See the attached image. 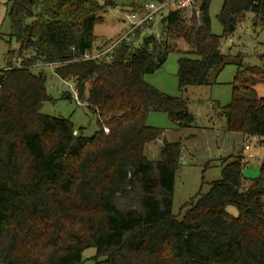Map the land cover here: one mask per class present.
I'll list each match as a JSON object with an SVG mask.
<instances>
[{
    "label": "trees",
    "instance_id": "16d2710c",
    "mask_svg": "<svg viewBox=\"0 0 264 264\" xmlns=\"http://www.w3.org/2000/svg\"><path fill=\"white\" fill-rule=\"evenodd\" d=\"M210 2L200 0L190 15L169 10L159 16L158 36H143L137 47L123 41L109 63H96L81 57L96 47L94 26L112 0H5L8 43L17 50L6 52L0 70V264H82L89 248L93 264H264V158L250 182L242 155L220 158V178L190 198L177 220L181 143L164 140L159 160L143 155L163 135L146 124L150 112L165 113L180 131L194 121L186 100L160 92L144 75L184 41L179 90L209 86L226 64L221 39L244 15L252 13L264 31V0H223L221 35L211 32ZM40 63L56 64L55 75L73 84L96 121L91 137L69 119L40 112L51 98L46 76L33 71ZM238 66L231 99L219 106L225 129L264 145V96L256 90L264 86V62Z\"/></svg>",
    "mask_w": 264,
    "mask_h": 264
},
{
    "label": "rangeland",
    "instance_id": "374dc122",
    "mask_svg": "<svg viewBox=\"0 0 264 264\" xmlns=\"http://www.w3.org/2000/svg\"><path fill=\"white\" fill-rule=\"evenodd\" d=\"M113 6L105 9L101 15L102 21L94 26L93 37L95 44L104 41H116L124 36L129 29L126 16L132 12L131 4H135V10L144 0H112ZM134 1V3H133ZM223 0H211L209 16L211 32L221 35L222 26L217 19ZM5 0H0V68L5 65V54L8 50H17L14 40L8 43L11 32L10 23L5 15ZM199 5V4H198ZM119 7L122 10H119ZM194 8L192 7L187 13ZM167 12L164 13L166 15ZM137 17H134L135 21ZM160 18L147 24L130 34V42L137 47L143 36L160 32ZM189 50L184 41L177 42L176 50L168 53L166 60L154 73L145 74L147 83L154 86L160 92L169 97L186 100L190 113L194 116L191 127L178 130L175 124L162 112H150L146 117L148 126L163 130V135L146 144L143 155L149 160L160 159V148L163 141L176 142L182 145L179 166L176 170L173 186L172 215L181 220L186 210L184 205L200 190L206 193L213 181L220 178V157H232L242 155V177L245 182H250L259 176L260 161L264 158V145L256 138L243 139L242 135L235 132H227L225 119L221 115L220 107L226 105L231 99V82L237 72L238 64L242 69L250 66H261V55H264V31H262L252 13H246L237 24L235 31L221 39L220 50L226 56V64L216 72L215 82L209 86L189 87L181 92L177 83V60L182 53ZM189 57H195L194 55ZM17 56V52H15ZM19 64V60L16 61ZM34 72H42L46 76V89L50 100L42 104L40 112L52 117L69 119L74 130L82 137H91L97 131L95 119L89 114L86 104L79 105L75 102L71 82L61 80L49 66H37ZM259 96H264V86L256 87ZM71 95V99H64L65 93ZM220 106V107H219ZM248 144L249 150L243 145ZM226 211L237 215V210L229 206ZM95 249L89 248L82 254V264H93L92 257Z\"/></svg>",
    "mask_w": 264,
    "mask_h": 264
},
{
    "label": "built area",
    "instance_id": "2783aa9c",
    "mask_svg": "<svg viewBox=\"0 0 264 264\" xmlns=\"http://www.w3.org/2000/svg\"><path fill=\"white\" fill-rule=\"evenodd\" d=\"M200 0H148L143 1L139 9L137 11H132L126 16V21L129 22V29L124 36H121L116 41L111 40L110 42L104 41L101 44L96 45L94 49L91 51H85L81 57L82 61H93L96 63H109L113 51L116 47H118L123 41H130V34L134 33L136 30L146 26L147 24L152 23L156 17L163 15L165 12H168L172 9H188L190 10L192 7L195 9L197 8ZM121 11L122 8L119 7ZM137 17L134 21L133 18ZM41 66H49L52 69L56 66L54 63H40ZM37 64V66H40ZM19 64H17L18 66ZM7 69L5 66L0 68ZM74 100L77 104L81 105L78 100L77 92L75 89L72 90ZM107 133L108 130L104 129ZM74 135H77V132H73ZM249 145L245 144L244 149L249 150Z\"/></svg>",
    "mask_w": 264,
    "mask_h": 264
},
{
    "label": "crops",
    "instance_id": "0c3cea01",
    "mask_svg": "<svg viewBox=\"0 0 264 264\" xmlns=\"http://www.w3.org/2000/svg\"><path fill=\"white\" fill-rule=\"evenodd\" d=\"M243 148H244V145H243ZM230 156H232V155H230ZM220 158H223V157L221 156Z\"/></svg>",
    "mask_w": 264,
    "mask_h": 264
}]
</instances>
